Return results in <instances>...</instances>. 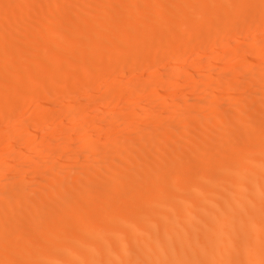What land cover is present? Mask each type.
I'll list each match as a JSON object with an SVG mask.
<instances>
[{
	"label": "bare ground",
	"instance_id": "1",
	"mask_svg": "<svg viewBox=\"0 0 264 264\" xmlns=\"http://www.w3.org/2000/svg\"><path fill=\"white\" fill-rule=\"evenodd\" d=\"M245 25L264 28V0H0V264H264L261 36L233 53L262 68L245 57L240 76L202 71L184 88L211 87L202 97L143 116L160 89L178 91L183 59ZM139 65L153 70L139 77ZM94 104L104 111L83 115ZM55 117L81 121L83 139L48 136ZM43 134L49 155L20 159Z\"/></svg>",
	"mask_w": 264,
	"mask_h": 264
},
{
	"label": "rangeland",
	"instance_id": "2",
	"mask_svg": "<svg viewBox=\"0 0 264 264\" xmlns=\"http://www.w3.org/2000/svg\"><path fill=\"white\" fill-rule=\"evenodd\" d=\"M248 16H251V15H248ZM246 26V25H245ZM245 26H243L242 27V31H241V33L240 32H235V33H232V34H230L229 35V39H228V43H227V45H221V44H216V45H213V44H211L210 42H209V40H208V43L206 42V45L201 49V53L199 54V53H192V54H190L189 56H188V58L186 57V59H183L182 61H184L185 63H184V65L187 67L188 66V69L190 70L189 71V75H187V73L185 74V72H183L184 74L183 75H181V77H179V78H171V82H172V84H174V85H176L177 86V84H178V91L177 92H174V93H171L170 91H165V90H163L162 91V89H160L161 91H160V96H162L161 97V99H160V101L158 102V103H160V105L159 104H155L153 107H151L150 109H149V111H147L146 113H148V114H146V115H143V113H145V112H142L141 114L143 115V116H145V117H148V118H150L151 117V119L153 120V119H157V118H165V117H169L168 115V110H166V109H164V108H162L161 110H159L160 108H161V104H162V106L163 105H167V104H169L168 102H170V105L172 106V104L173 105H176V104H180V100H181V98H183L186 94L189 96L188 98H191V99H199L200 97H202V95H204L203 93H206V90L208 91L211 87H207L208 89H204L203 91H200V90H189V91H187V90H185L184 88H185V86H186V84H189V83H191L192 82V80H194V82H197V81H199L197 78H199V76H202L201 75V72L202 73H204V72H208V73H210L211 75H214V76H218V75H224L225 77H227L228 76V74H231L232 72H238V76H240L239 75V68L241 69V65L240 64H242L243 65V59L245 58V57H247V61H248V63H250L251 62V65H253V66H257L258 68L259 67H261L262 68V66H263V63H254L251 59H253V58H255L251 53L250 54H247V53H235V55H234V53H233V51H235L234 50V48L236 49V47L234 46V45H238V44H240L241 42L242 43H246V41H247V43H249L248 41H252L254 38H252V37H256L257 35L260 37V39H261V41L262 42H264V28H262V29H254V28H251V27H248L247 28V26L245 27ZM244 29V30H243ZM249 38L251 39V40H249ZM219 45V46H218ZM224 46H226L232 53H229V54H224V56H226L224 59L226 60H224V64L222 65V66H217V68H214V67H212L211 65H208V67H207V64H208V61H209V59H211L216 53H218L217 51L218 50H220V49H223V47ZM228 46H231V47H228ZM222 47V48H221ZM225 47V48H226ZM220 48V49H219ZM204 49V50H203ZM217 50V51H216ZM261 51V53H263L264 54V48L262 49V50H260ZM203 52V53H202ZM260 55V58L261 59H263L264 58V55ZM199 55V56H198ZM202 55V56H201ZM245 55V56H244ZM247 55V56H246ZM204 56V57H203ZM229 56V57H228ZM244 56V57H243ZM198 57V58H197ZM200 57H202V58H200ZM209 57V58H208ZM223 57V56H222ZM200 58V59H199ZM250 60H249V59ZM166 59H168V60H166ZM205 59V60H204ZM200 60H201V62H200ZM203 60V61H202ZM187 61V62H186ZM207 61V64L205 63ZM167 62V63H166ZM189 62V63H188ZM197 62V63H196ZM240 62V63H239ZM253 62V63H252ZM163 65V68H164V70L163 71H165V70H170V67H171V64H172V59H170L169 57L168 58H165V60L163 61V63H162ZM195 64H197L196 66H195ZM259 64V65H258ZM192 65H193V67H192ZM238 65V66H237ZM184 66V67H185ZM237 66V67H236ZM146 67H148V66H143V65H139L138 67H137V72L136 73H134V74H137V76H139V77H142V76H144V74H146V73H149V72H151L152 70H153V67L151 68L150 66V68L148 67V68H146ZM199 67V68H198ZM209 67H211V68H209ZM194 68V69H193ZM203 68V69H202ZM255 69H257V68H255ZM260 69V68H259ZM199 70V71H198ZM201 70V71H200ZM215 70V71H214ZM162 71V72H163ZM192 71V73H190ZM220 71H222V72H220ZM255 71V70H254ZM143 73L142 75L141 74H139L138 75V73ZM198 72V73H197ZM215 72V73H214ZM217 72V73H216ZM219 72V73H218ZM195 73V74H194ZM257 73V72H256ZM134 74L132 73L131 75H127L125 78H129V76H130V78H129V80H131L130 82L133 84V82H135V81H133V80H135L134 79V77H132V76H134ZM193 76H192V75ZM226 74V75H225ZM141 75V76H140ZM197 75V76H196ZM106 76V75H105ZM104 76V77H105ZM117 76V77H116ZM115 76V78H117V79H120L119 78V75H116ZM184 76V77H183ZM188 76V77H187ZM190 77V78H189ZM109 80H112V77H105V80L104 79H102V86L103 87H105V86H107L106 84H109ZM147 80H149L150 81V78L149 79H147ZM108 82V83H107ZM179 82V83H178ZM127 83V82H126ZM177 83V84H176ZM186 83V84H185ZM132 84H130L129 82H128V84H126V85H128V86H126V87H131V85ZM181 84L183 85V87L181 86ZM130 85V86H129ZM180 86V87H179ZM214 86H217V85H214ZM213 86V87H214ZM218 86L220 87V89H222L223 87H221V83L220 84H218ZM253 88H254V86H252ZM256 87V86H255ZM258 88H260V87H256L255 89H258ZM181 89V90H180ZM199 91V92H198ZM222 91V90H221ZM145 92V91H144ZM143 92V93H144ZM162 92H164L163 94H162ZM226 92V91H225ZM225 92H224V90L222 91V95H223V97L221 96V98H220V100H221V104L226 108V107H231V105H229V104H231L230 103V101H231V97H230V100H229V96L227 95L226 96V94H225ZM247 92H248V90H247ZM142 93V94H143ZM146 93L147 92H145V94H143V96L141 97V98H139V99H137V100H135V101H133L134 103H135V105H139V104H142V103H144V102H146L147 101V99H149V97L150 96H148V93H147V96H146ZM157 93H159V92H157ZM225 95H224V94ZM246 93V92H245ZM85 94V93H84ZM100 93H98L97 94V97L96 98H98V97H100V95H99ZM199 94V95H198ZM186 95V96H187ZM81 96H83V93L81 94ZM197 96V97H196ZM243 96H244V93H243ZM238 97H240V99L242 98V96H241V94L240 95H236V99H239ZM162 98H163V100H162ZM234 99H235V97H233ZM234 99H232V100H234ZM128 97H127V99H126V97L125 98H123L121 101H119V104L120 105H118V108L115 110V114H117L118 112H120L121 110H123L122 109V107L121 106H123V105H125L124 103H126V102H128ZM194 101V100H193ZM224 101V103H222ZM124 102V103H123ZM132 102V104H134ZM167 104H166V103ZM169 105V106H170ZM90 107L92 108L91 109V111L89 110L90 109ZM89 107V109H87L86 110V112L84 111V110H82V112L84 113L83 115H85V114H87V112H88V115H89V117L90 116H92V115H96L97 116V113H98V115H99V113L100 112H102V111H104V109L103 108H101V106H98V105H93V107L92 106H90ZM165 107V106H164ZM101 108V109H100ZM158 108V109H157ZM31 109H32V107H30V109H28L29 111H27L26 112V116H24L22 119H21V121H22V123L23 122H26L27 120H29V114H30V111H31ZM94 109V110H93ZM100 109V110H99ZM103 109V110H102ZM232 110V107L231 108H226V111H227V113H228V120H237L238 119V117L239 116H237V114L235 113V112H233V110ZM100 111V112H99ZM89 112H91V113H89ZM230 112V113H229ZM232 113V115H230ZM92 114V115H91ZM88 115H86V116H88ZM95 116V117H96ZM25 117L27 118V119H25ZM92 117H94V116H92ZM112 118V119H111ZM114 118L113 117H110V120L108 119V121L107 122H109V123H113L114 121H115V119L113 120ZM112 120V121H111ZM30 121V120H29ZM111 121V122H110ZM68 121H66L65 122V120H62L61 118H58V117H55V119H53L50 123H49V130H50V128H51V130H50V133H48V136H53V137H55V136H66V137H70V139H83V135H82V133L81 132H78L77 131V129L75 128V126L77 125V124H79V125H81L80 123H81V121L78 123H76L75 125L74 124H71L70 126L68 125V124H65V123H67ZM83 122H84V124L86 123L85 121H82V124H83ZM22 123H18V125L20 126ZM53 123V124H52ZM9 124H11V123H9ZM48 124V123H47ZM17 125V126H18ZM69 126L70 127V129H68L67 131L66 130H63L61 127L62 126ZM78 125V126H79ZM2 126V125H1ZM61 126V127H60ZM90 127V126H89ZM70 130V131H69ZM195 130H197L198 132H196V133H198V134H200L201 133V130L199 129V128H197L196 127V129ZM200 130V131H199ZM77 131V132H76ZM96 132H98V133H96L95 135H96V137H99V139L100 140H104V139H108V138H110V137H112V136H114V135H116V134H118L117 132H115V131H113V133H111L110 135L108 134V133H105V132H101V130L100 131H96ZM70 133V134H69ZM99 133H100V136H99ZM103 133H105V134H107V135H105V134H103ZM114 134V135H113ZM44 136H46V134H43L42 136H40V137H38V140H39V145H37L33 150L32 149H30L29 147H30V145H29V147H28V145H25L24 146V144L22 143H18L17 145L15 144V146L16 147H18V145L19 144H21L22 145V147L20 148V146L17 148V150H19V148L21 149V151H22V156H21V158L20 159H22V160H25V158L26 159H28L29 161H32V160H36V159H39L40 157H47L48 155H49V151L47 150V149H49L50 150V144H49V142H47L46 143V141H44ZM75 136V137H74ZM110 136V137H109ZM43 137V138H42ZM80 137H82V138H80ZM106 137V138H105ZM61 138V137H60ZM59 138V139H60ZM104 138V139H103ZM40 139H42V141L40 140ZM54 139H57L56 137L54 138ZM41 143V144H40ZM4 145H6V142L4 141V142H1L0 143V149L4 146ZM31 150V151H28L29 149ZM35 150V151H34ZM20 152V151H19ZM26 152V153H25ZM47 153V154H46ZM25 154V155H24ZM31 154V155H30ZM47 155V156H45V155ZM29 156H31L30 158H29ZM39 157V158H38ZM62 159H64V158H62ZM74 163H70V165L69 166H72ZM35 181V182H34ZM39 182V179H36V180H32V182L34 183V184H37L38 182ZM37 182V183H36Z\"/></svg>",
	"mask_w": 264,
	"mask_h": 264
}]
</instances>
